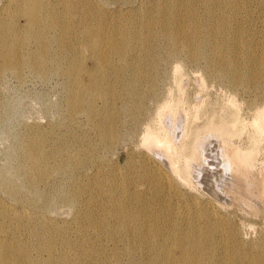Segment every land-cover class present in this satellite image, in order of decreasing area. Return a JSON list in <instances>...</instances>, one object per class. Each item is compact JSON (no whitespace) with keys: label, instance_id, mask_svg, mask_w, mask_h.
<instances>
[{"label":"rangeland","instance_id":"rangeland-1","mask_svg":"<svg viewBox=\"0 0 264 264\" xmlns=\"http://www.w3.org/2000/svg\"><path fill=\"white\" fill-rule=\"evenodd\" d=\"M42 1L49 9L53 1L70 3ZM141 1L133 0L125 7L124 0H89L98 15L82 12L81 18L88 16L90 20L81 26L70 25L72 32L66 40L61 38L67 49L59 53L60 49L56 52L52 48L47 64L35 67L26 61L27 53L43 42L30 34L35 25L26 18V3L0 0V23H8L15 14L18 37L27 41L30 49L23 47L22 61L14 68L4 69L0 60V241L7 243L10 264H168L164 253L178 257L183 251L178 246L193 233L201 247L189 256L194 264H264V141L256 142L249 126L232 140L246 149L255 144L259 148L255 169L261 184L255 190L260 203L252 209L240 205L237 195L219 193L204 184L205 176L195 180L187 193L161 158L146 156L140 145L145 121L156 114L157 102L169 91L177 95L181 78L187 84L189 100L196 95L204 97L216 120L231 121L236 112L241 119L252 120L257 107L264 104V81L254 83L247 76L233 80L229 74L214 70L216 58L232 56L225 49H213L210 43L214 36L209 34L207 23H220L218 19L229 16L235 5L237 17L232 26L239 31L241 45L233 57L249 55L250 44L264 56V0L156 3L155 10L177 16V20L170 19L174 26H190L181 34L187 36V42L195 32L210 40L194 42L201 45L196 60L184 46L175 50L159 24L149 26L148 10L154 3L145 1L138 8ZM209 10H214L211 18ZM60 17L67 19L65 14ZM193 24H198L197 31ZM85 25L93 34L83 28ZM48 30L46 37L51 36ZM76 31L79 34L72 35ZM114 36L118 41L130 39L134 51L115 53ZM69 46L81 47L82 54L73 55ZM99 46L100 81L94 89L89 69ZM14 49L12 46L10 52ZM54 54L59 57L52 58ZM8 57L14 60L15 55ZM130 61H135L134 68H126ZM177 64L183 67L181 73L174 71ZM35 68L45 69L40 73ZM200 79L206 81L204 88ZM76 88L87 94L75 97ZM232 97L240 107L231 105ZM76 100L84 109L76 108ZM32 143L42 156L37 166L32 159L23 163L22 147ZM155 171H163V176ZM28 172L36 177L33 185H24ZM191 193L201 200L198 204L193 203ZM205 195L221 202H209L208 208L203 202ZM44 196L49 197L46 203ZM9 210L16 217L6 226ZM25 212L26 221L21 217ZM130 214L135 217L129 219ZM152 223L168 237L167 246L157 242L154 249L146 247L145 253L141 242L133 240L146 236ZM195 250L189 246L186 253ZM84 252L89 259L79 257ZM96 254H100L99 259L94 258ZM23 260L26 263L18 262Z\"/></svg>","mask_w":264,"mask_h":264},{"label":"bare ground","instance_id":"bare-ground-1","mask_svg":"<svg viewBox=\"0 0 264 264\" xmlns=\"http://www.w3.org/2000/svg\"><path fill=\"white\" fill-rule=\"evenodd\" d=\"M92 1L95 2V0ZM145 1H152V3H154L152 4L154 6L148 10L149 26L152 27V25L156 23L159 24L162 28L164 37L171 39L174 43L175 50H180V47L184 46L188 50L189 57L192 60H196L201 45L196 46L194 42L200 40L210 43V40L199 38L198 34L195 32L194 37L190 38L187 42V36L181 34L188 32L190 26L183 28L175 23L174 26L170 19L173 17L174 20H177L175 14H168L166 11L163 13L155 10L156 3H162L160 1L163 0H142L138 8H140ZM24 2L26 3V18L35 25V29L30 30V34L36 41L43 42L42 45L36 44V50H31L32 52L27 53L26 61L35 67H44L47 64L49 52L52 48H54L56 52L60 49L59 53L67 49L61 38L66 40L67 35L72 32L70 25L75 24L81 26L90 20L88 16L84 19L81 18L80 15L82 12L96 13L95 7L90 4L89 0H70V3H63L61 5L55 4V1H53L50 3V9L45 7L42 0H24ZM132 2L133 0H124L123 4L125 7H130ZM135 2L136 0H134L133 3ZM209 4L214 3L209 2ZM97 7L101 9L98 4ZM120 8L123 7L121 6ZM209 12V18H211L214 10H209ZM236 12L237 8L233 5L232 13L229 16L222 15L223 17L218 19L217 22L220 23H207L209 34L214 36L213 41L210 43L213 49H225L232 56L229 58L228 55H220L216 58V68H214V70L216 72H221L220 74L222 75H226V73L229 74L230 78H233V80L234 77L242 78L247 76L250 81L254 83L262 82L264 81L262 80L264 75V56L259 54V49L255 47L254 44H250L249 55L245 58L233 57L240 52L241 45L238 34L239 31L232 26L237 17ZM61 14H65L67 19H62L60 17ZM96 14L98 15V13ZM42 16L44 17L42 18L41 26L37 27L38 21ZM10 17L11 20L8 23L6 21L0 23V60L4 69L14 68L15 64L22 61L21 54L23 52V47L30 50L27 47V41H21L18 37V30L13 21L15 14H12ZM101 18L103 19L104 15H101ZM83 28L88 29L90 35L93 34L92 30L88 28V25H85ZM52 29H56L57 31L52 33ZM192 29L197 31L198 24H193ZM47 30L51 33L49 37L44 36V32H47ZM79 32L80 31L73 32L72 35L76 36ZM114 37L115 38L112 39V44L115 53L125 55L128 52L134 51V45L131 46L130 39L122 38V40L118 41L116 36ZM94 38L100 40V35L95 34ZM52 42L56 43V47L53 46ZM12 46H14L15 49L11 53L10 50ZM81 49V47L69 46L68 51L78 56L82 54ZM10 54L15 55L14 60L9 59L8 56ZM93 55L97 59H95L89 71H91L92 74L91 79L93 83L91 86L96 89L100 81V46ZM58 57V55L54 54L52 58L57 59ZM134 62H128L126 68H134ZM182 68L181 64L175 65V73H181ZM35 69L41 73L45 68ZM122 77H124V74ZM199 81L200 85L204 88V86H206V81L204 79H200ZM186 85V82L184 83V78H181L177 84V95L174 94L172 90L169 91L165 99L157 102L156 114L148 118V122L145 121L140 138V145L145 151V155L155 154L161 158L178 181L179 186L186 190L187 193L191 190L190 187L195 180L198 181L201 177L205 176L207 180L204 184L211 185L215 191L219 193L237 195L236 197L239 198L240 205L252 209L255 205L260 203L255 190L257 186L261 184V176L255 169L258 163L259 148L256 144L248 149L243 148L240 142H235L232 138L236 136L241 137L249 126L257 138L256 142L264 141V104L257 107L250 122L245 121L244 118L241 119L238 112L233 114V119L231 121L224 118L216 120L215 114L210 111L211 107H209V102L204 97L196 95L193 101L189 100ZM74 94L75 97L78 98L84 96L87 92L83 90L79 91L76 88ZM76 101V108L84 109L85 105L78 100ZM230 103L236 108L240 107V104L234 97L230 99ZM137 117H139L138 114L136 118ZM202 120H204V123L200 125ZM136 121L137 120H135V122ZM38 152L39 150L34 144L30 146L25 144L22 147L23 163L26 159L28 161L32 159L34 161L33 165L37 166L42 160V156H40ZM73 167H75V165ZM155 173L159 177L163 176V171L159 173L155 171ZM35 180L36 177L28 172L24 185H33ZM191 195L194 198V204H198L201 201L192 193ZM44 198L43 202L46 203L49 197L44 196ZM63 199L65 200V197ZM203 199L206 206H208L209 202L214 204L216 200L218 203L221 202L220 199L208 197L207 195H205ZM212 216L216 217L217 213L213 211ZM15 217L16 216L11 214L10 210L7 211L6 226H8L10 219H15ZM21 217L26 221L28 215L25 212ZM134 217L133 214L128 215L129 219H133ZM158 229L159 227H156V225L152 223L151 227L146 231V236H136L133 242L140 241L145 253H148L146 247L152 245L154 249L157 242L164 243V247H166L168 237L165 233H161V230L159 232ZM197 238L198 235L194 233L189 234L188 237H184L183 244L178 246L183 247V251L178 257L173 256L172 253L168 251L163 255V249L160 257L163 255V258L168 264H194L196 261L189 260V256L193 255L201 248ZM5 245H7V243L0 241V264H10V254L5 248ZM189 246L197 250L186 253ZM79 257L82 260H86L90 258V255L84 252ZM94 258L99 259L100 254L94 255ZM132 261L135 262L136 258H133ZM18 262L26 263V260ZM28 263L33 264V262Z\"/></svg>","mask_w":264,"mask_h":264}]
</instances>
